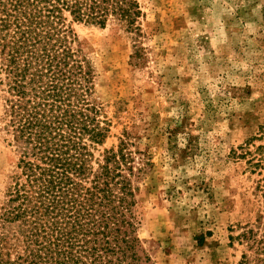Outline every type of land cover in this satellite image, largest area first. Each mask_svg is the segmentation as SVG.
Segmentation results:
<instances>
[{
    "label": "rangeland",
    "instance_id": "obj_1",
    "mask_svg": "<svg viewBox=\"0 0 264 264\" xmlns=\"http://www.w3.org/2000/svg\"><path fill=\"white\" fill-rule=\"evenodd\" d=\"M139 1L136 41L116 22L72 24L110 123L97 154L124 134L146 153L139 236L156 264H239L263 209L264 0ZM2 96L0 198L17 162Z\"/></svg>",
    "mask_w": 264,
    "mask_h": 264
},
{
    "label": "trees",
    "instance_id": "obj_2",
    "mask_svg": "<svg viewBox=\"0 0 264 264\" xmlns=\"http://www.w3.org/2000/svg\"><path fill=\"white\" fill-rule=\"evenodd\" d=\"M142 16L139 0H0L1 127L17 155L0 198V264H156L135 183L137 161L151 163L130 134L97 154L110 123L72 26L116 22L136 41ZM257 191L263 209L238 236L252 250L239 264H264V161Z\"/></svg>",
    "mask_w": 264,
    "mask_h": 264
}]
</instances>
